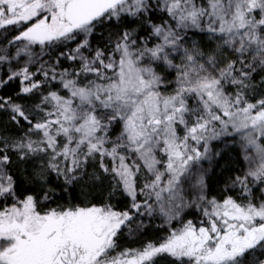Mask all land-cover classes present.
I'll return each mask as SVG.
<instances>
[{"label": "snow or ice", "instance_id": "obj_1", "mask_svg": "<svg viewBox=\"0 0 264 264\" xmlns=\"http://www.w3.org/2000/svg\"><path fill=\"white\" fill-rule=\"evenodd\" d=\"M0 264H264V0H0Z\"/></svg>", "mask_w": 264, "mask_h": 264}]
</instances>
